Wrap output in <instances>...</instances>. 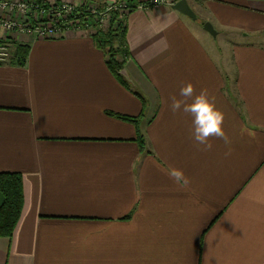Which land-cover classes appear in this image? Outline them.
<instances>
[{
	"label": "crops",
	"instance_id": "obj_1",
	"mask_svg": "<svg viewBox=\"0 0 264 264\" xmlns=\"http://www.w3.org/2000/svg\"><path fill=\"white\" fill-rule=\"evenodd\" d=\"M187 1L196 20L168 6L127 17L145 110L89 33L22 37L25 67L0 64V173L21 174L24 194L0 264H264V0ZM207 22L235 72L210 51ZM189 81L215 97L230 144L201 150L191 116L170 110ZM143 112L149 153L109 115Z\"/></svg>",
	"mask_w": 264,
	"mask_h": 264
},
{
	"label": "built area",
	"instance_id": "obj_2",
	"mask_svg": "<svg viewBox=\"0 0 264 264\" xmlns=\"http://www.w3.org/2000/svg\"><path fill=\"white\" fill-rule=\"evenodd\" d=\"M52 3L51 0H0V64L9 63L13 56V43L22 37L36 40H58L67 32H91L93 23L102 26L108 21L110 9L101 12L98 4ZM174 0H151L138 9L149 11L162 6L172 7ZM113 10L127 17L130 10L118 1ZM21 44V43H20Z\"/></svg>",
	"mask_w": 264,
	"mask_h": 264
},
{
	"label": "trees",
	"instance_id": "obj_3",
	"mask_svg": "<svg viewBox=\"0 0 264 264\" xmlns=\"http://www.w3.org/2000/svg\"><path fill=\"white\" fill-rule=\"evenodd\" d=\"M87 3H104L106 0H85ZM127 5L130 13H133L141 5L140 0H120ZM179 2L181 0H174ZM118 13L111 14L109 29L99 31L92 36L94 44L105 57L107 67L113 76L127 89L132 91L142 102L146 109V99L135 89L134 84L128 83L120 72L126 69L127 62L132 58L127 43V25L118 21ZM14 54L9 64L17 67H25L30 48L27 45L13 43ZM135 127L136 142L141 152H148L146 139L142 132L144 112L138 117L119 116L109 114ZM24 205L23 179L18 173H0V237L11 238L20 219Z\"/></svg>",
	"mask_w": 264,
	"mask_h": 264
},
{
	"label": "clouds",
	"instance_id": "obj_4",
	"mask_svg": "<svg viewBox=\"0 0 264 264\" xmlns=\"http://www.w3.org/2000/svg\"><path fill=\"white\" fill-rule=\"evenodd\" d=\"M179 97L172 95L169 105L173 114L182 112L192 118V139L201 150L207 151L212 148L211 138L222 139L225 144L231 141L223 129L225 113L216 106L215 97L210 95L207 89L196 93L192 82L183 83L179 89ZM226 155H230L226 153ZM167 175L175 183L187 187L191 180L183 169L173 167Z\"/></svg>",
	"mask_w": 264,
	"mask_h": 264
},
{
	"label": "rangeland",
	"instance_id": "obj_5",
	"mask_svg": "<svg viewBox=\"0 0 264 264\" xmlns=\"http://www.w3.org/2000/svg\"><path fill=\"white\" fill-rule=\"evenodd\" d=\"M80 1H85V0H80ZM80 1L74 3L72 2L73 4H79L81 3ZM120 1V0H106L104 3H94V4H98L99 8L101 9V12H105L107 9H110L109 11V18H108V21H106V23L102 26L101 24H96L95 22L93 23V27L91 28V32H88L91 36H93L94 34H96L97 32L99 31H104L106 32L109 27H110V24H111V14L113 12H117L119 17H118V21L120 22H123V23H126V20H127V17H124V18H121L120 16V12L118 11H115L113 10L115 4ZM52 3L56 2V3H62V2H66V3H71L69 1H63V0H51ZM86 2V1H85ZM251 40V39H250ZM255 41L257 44H262L264 45V35L258 37L257 39L253 40ZM208 45L210 47V51L214 54V56L217 58L221 57L222 59V67L224 69L225 72H235V67H234V64L232 62V59H231V55H230V45L228 47H226L225 45L221 44L222 43V40L219 38V39H211L210 37H208ZM221 44V45H220ZM218 45H220V48L219 50L218 49ZM223 46V47H222ZM218 52V54H217ZM13 54H14V51H13Z\"/></svg>",
	"mask_w": 264,
	"mask_h": 264
},
{
	"label": "water",
	"instance_id": "obj_6",
	"mask_svg": "<svg viewBox=\"0 0 264 264\" xmlns=\"http://www.w3.org/2000/svg\"><path fill=\"white\" fill-rule=\"evenodd\" d=\"M172 7L174 10L178 11L179 13L183 14L184 16H186L192 20L197 19L195 12L191 9L187 0H181L177 3H175ZM204 30L206 32H208L212 37H214V38L217 37V32L215 31V29L211 23H209V22L205 23L204 24ZM120 75L123 76L124 79L128 83L133 84V81L130 78L129 73L127 72L126 69L122 70L120 72Z\"/></svg>",
	"mask_w": 264,
	"mask_h": 264
}]
</instances>
